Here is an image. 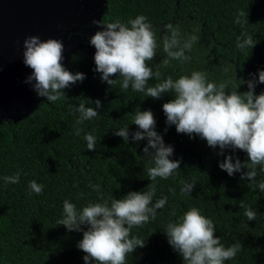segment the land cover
I'll return each mask as SVG.
<instances>
[{
	"label": "trees",
	"instance_id": "1",
	"mask_svg": "<svg viewBox=\"0 0 264 264\" xmlns=\"http://www.w3.org/2000/svg\"><path fill=\"white\" fill-rule=\"evenodd\" d=\"M104 6L100 25L126 22L137 15L147 18L158 37L159 53L153 63H159L164 55L160 38L168 34V25L179 29L181 40L197 37L185 52L189 58L186 62L170 60L160 65L161 78L175 79L192 70H203L210 80L230 81L231 87L258 68L264 69V0H105ZM241 11L246 14V22L234 23ZM93 19L97 20L94 13L78 9L64 29L68 35L79 33L83 45H88L86 37L97 30L91 24ZM242 31L257 41L250 50L235 46ZM227 64L233 65L234 73L224 71ZM65 67L85 74L82 82L63 90L66 99L47 102L37 96V107L29 115L0 124V176L21 170L18 183L0 182V264H83L84 253L75 247L81 232L67 231L56 224L61 202L69 199L79 208L98 196L120 198L151 183L145 171L151 165L141 151L145 141L133 143L129 139L125 143L113 134L123 125L135 130L131 113L136 108L152 111L155 130L173 146L171 158L179 159L180 165L167 179L157 178L153 199L167 196V203L157 210L154 220L132 228V234L145 239V246L130 254L127 264H183L167 244L163 228L175 219L173 214L179 215L189 207H197L213 221L214 235L225 246L240 242L241 251L224 264H264V192L247 180L241 181L238 173L229 177L220 170L217 162L223 156H217V150L206 146L204 140L177 134L174 126L163 132L161 104L171 98L169 94L153 100L130 87L120 88L119 80L110 86L102 83L99 74L91 70V54L81 53L75 61L69 59ZM246 90L244 84L237 88L238 92ZM261 90L264 84H258L254 91ZM81 98L99 99L102 107L97 117L76 125L78 114H70L69 106L78 105ZM76 127L96 136L92 151L85 148L83 132L74 134ZM226 154L232 153L226 150ZM235 156L245 159L240 150ZM260 179L264 177L258 176ZM30 180L44 186L39 195L29 193ZM182 181L194 184L189 196L179 192ZM89 182L100 184V193L92 191ZM170 188L174 191L169 192ZM246 207L254 208L259 218L247 221Z\"/></svg>",
	"mask_w": 264,
	"mask_h": 264
},
{
	"label": "clouds",
	"instance_id": "2",
	"mask_svg": "<svg viewBox=\"0 0 264 264\" xmlns=\"http://www.w3.org/2000/svg\"><path fill=\"white\" fill-rule=\"evenodd\" d=\"M245 15L243 11L238 12L234 23H245ZM91 24L97 28L86 37L87 44L94 48L91 70L99 74L102 83L110 86L119 80L120 88L130 87L153 100L169 94L171 98L161 104L165 118L163 132L168 126H174L177 134L204 140L206 146L217 150V156H223L222 161L217 162L220 170L229 177L238 173L241 181L247 180L264 192V179L257 180L258 176L264 177V90L254 91L258 84H264V69L258 68L248 74V79L241 78L239 84L231 87L230 81L210 80L203 70H192L175 79L161 78V64L167 65L170 60L184 63L189 59L185 52L196 41L195 35L181 40L179 29L168 25V34L160 38V52L164 55L159 63H153V57L159 53L158 37L145 16L103 25L93 19ZM256 42L252 35L242 31L236 37L235 46L238 50H250ZM21 47L22 63L31 69L24 82L47 102L66 99L63 90L84 80V73L69 71L64 66V44L59 38L41 40L37 35H28L23 38ZM78 56L79 52H74L70 60L75 61ZM224 71L234 73L233 65L227 64ZM113 75L115 79L111 78ZM149 80L155 83L149 85ZM240 84L246 85L247 90L238 92ZM101 107L99 99L81 98L78 105L69 106V111L78 114L75 124L81 125L97 117ZM131 124L136 126L135 130L129 131L128 125H123L113 134L125 143L129 139L133 143L145 141L141 151L151 165L145 169L151 183L143 190L128 191L120 198L98 196L96 201H88L79 208L69 199L61 202V215L56 224L67 231L81 232L75 247L84 253L83 264H127V257L145 246V239L132 234V228L154 220L157 210L167 203V196L153 199L157 178L167 179L179 169L180 160L171 158L173 146L166 144L162 134L155 130L150 109H134ZM81 132L85 148L92 151L96 147V136L81 127H76L74 134L80 136ZM226 150L232 154H226ZM236 150L245 154L243 161L235 156ZM20 175L21 170H17L0 176V182L4 185L18 183ZM43 187L36 180L27 182L29 193L39 195ZM88 187L100 193V184L89 182ZM193 187L192 182L182 181L179 192L189 196ZM173 215L175 219L164 225L163 233L183 264H224L241 251L239 241L227 246L221 243L220 237L214 235L213 221L197 207ZM244 216L247 221L259 218L252 207L245 208Z\"/></svg>",
	"mask_w": 264,
	"mask_h": 264
},
{
	"label": "water",
	"instance_id": "3",
	"mask_svg": "<svg viewBox=\"0 0 264 264\" xmlns=\"http://www.w3.org/2000/svg\"><path fill=\"white\" fill-rule=\"evenodd\" d=\"M104 4L105 0H0V124L26 117L38 104L30 84L24 82L31 69L22 63L23 38H59L64 66L74 52L93 55L94 49L83 45L79 35H68L64 24L78 9L89 10L99 21Z\"/></svg>",
	"mask_w": 264,
	"mask_h": 264
}]
</instances>
